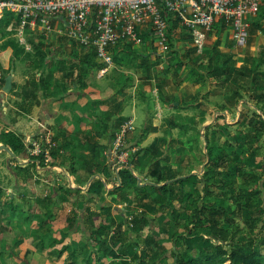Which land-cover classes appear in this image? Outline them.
I'll list each match as a JSON object with an SVG mask.
<instances>
[{
	"label": "trees",
	"instance_id": "16d2710c",
	"mask_svg": "<svg viewBox=\"0 0 264 264\" xmlns=\"http://www.w3.org/2000/svg\"><path fill=\"white\" fill-rule=\"evenodd\" d=\"M19 21L18 16L12 14L4 15L0 19V38L4 37V29L6 26L10 25V23L13 26H18ZM250 22L255 26H259L264 32V5L261 6L257 17ZM224 27L225 25L222 19L216 18L212 29L221 31ZM141 38L143 44L148 42L149 49L153 47V40L150 39L149 31L141 33ZM167 38L168 51L166 54L168 62L165 68L166 72L169 70V67H173L176 71L185 68L188 75L187 81L192 84H198L199 82L207 84L212 81L220 84L222 80L227 79L228 72L226 68L230 56L226 53L222 54L216 45L211 47V50L207 51L205 48L201 54H196L195 49L190 43V36L185 33L179 21L172 18L168 19ZM11 45L13 50L12 54L15 57L24 52L23 48H17L13 44ZM119 47L129 57V68L141 71L142 73L146 71V65L148 63L147 57L143 56L139 50H133L131 44L121 43L111 48L114 65L119 66L120 63L119 56L121 53L117 52ZM161 56L160 54H156V59L162 58ZM75 57L77 58V64L76 66L69 65L71 70L68 73V77L72 78V83L75 82L74 78L78 80V88L80 89L85 86L84 80L87 78L88 72L90 70L97 71L100 63L96 59V52L93 47L82 46L79 55L75 54ZM46 59L47 56H42V64L40 63L39 66L40 73L45 68L50 69V67L48 68L50 64L49 59ZM140 59L141 63H138L137 61ZM53 60L56 65L63 64L65 67H68L65 63L55 59ZM244 69L246 72H244L246 74L245 79L243 78L242 82L237 80L238 85L232 86L233 94L239 100L243 96L237 92L239 91L237 90L238 88L256 91V93L258 92L256 95L257 100L259 99L262 102L264 84L261 82V78L264 77V52H259L258 56L251 60L250 67L245 68L244 66ZM5 73H9V69ZM44 81L45 79L41 80V78L39 81L35 80L32 84L31 92H26L25 99L30 98L27 103L28 106H32L35 103L39 88L42 84H46ZM3 83L4 78H1V86ZM242 84H245V87ZM43 89H47V86H44ZM161 99V103L166 105L165 98L161 97ZM175 101V99H171L170 104L168 103L169 106L174 108ZM256 105L258 107L264 106L263 103L261 106L259 104ZM260 110L264 112V107H261ZM114 113L116 112L107 111V113H102L105 117L103 120L104 126L93 127V134L109 132L112 136L114 130L117 127L119 128L124 121L123 118H118L113 121ZM109 119L112 122H109ZM243 121H241V125ZM246 122L247 126H254L256 128L255 130H257L256 133L251 135L250 140L247 141L248 145L251 146L252 141L260 135V132L262 133L264 121L262 119L257 120L251 118L250 121L247 120ZM258 125L260 128H257ZM208 132L213 133V130L209 129ZM204 137L206 140L205 135ZM0 142L8 146L17 155L25 151V144L21 140L20 135L13 131L3 133ZM138 142H134L130 146L128 145V148L136 147L134 145H137ZM82 146L84 147L83 144ZM210 147L211 149L206 154L208 159L206 166L198 174L192 173L193 170H190L188 167H182V163L185 160L184 156L187 152L185 146L182 147L183 149L181 151L177 149L175 152L171 151V153H167L166 150L159 147L158 140L154 139L147 147L130 153L127 163L121 165L116 173L115 179L113 170L111 169L112 163L110 165L107 163L109 169L106 165L105 154H107V149L111 148V144L105 149V146L97 142L88 143L85 149L90 154V160L95 167L102 165L104 175H107L108 178L105 181L101 179L92 181L89 184L88 190H96L94 194L99 197L100 192L105 191L106 184L111 180L110 185H113V187L107 190V196L112 201L114 200L115 204H121L125 196L135 194V198L133 199L134 204L128 205L129 209L128 207L126 208L127 213L131 215V223L135 224L133 226H136L140 232L145 227L148 231H151L143 237V240H139L140 235L136 234L134 241L132 240L133 242L129 244L130 247H136V252L134 251L131 256L134 262L138 264H149L148 259L151 256L150 253L156 252L155 254H160V257L169 258L172 256L174 259L170 264H264V250L260 248L262 246L264 249V171L259 172L254 169L246 170L244 169V165H241L236 159L240 157L239 155L234 152V154H228L225 148L217 150L216 147H214L215 149L213 148V145ZM56 151L57 149L53 148L50 150V155H56ZM140 152H142L141 155ZM255 153V151L250 152V156H254ZM174 154L175 156L172 158ZM230 156L232 160L229 163ZM34 160H36L35 163L37 162L39 166H45L43 156L36 157ZM172 163L175 166H172ZM182 169L183 172H181ZM233 169L236 171L235 174L232 172ZM91 175L92 173L90 172L87 176L90 177ZM109 177L112 178L109 179ZM67 194L76 197V200L71 205L72 208H75L71 212L76 217H67L65 220L66 223L72 229L71 232L76 230V228L80 229L77 214L83 212L85 220L82 221L83 226L81 229L85 234L89 235V239L85 241L91 245V253L96 250V254L94 253L95 260L88 254L82 257L81 264H102L100 263L102 258H106L107 260H116V258H119L117 252L122 251L123 243L126 241V235H122L124 231H121V223H118V230L114 233L116 236L112 235V241L109 243V238L107 240L103 239L107 235L103 220H101L98 226L95 225V220L99 217V213L92 211L84 205L86 196L80 194V189L68 190ZM66 196L68 195H64L60 202H68ZM81 197L84 200L80 199ZM222 202H224V205H222ZM250 207L256 208L258 216L255 220H252L249 230H245L241 228L237 217ZM110 209L111 203H108V205H105L100 210L102 213L109 214ZM165 211L167 212L165 221L163 223L158 222L159 232L161 234H167L169 230L173 231L171 234L173 244L170 249H164L161 245L160 237L152 233L154 225H157L158 214L164 213ZM4 216L5 211L0 209L1 225H3L2 220ZM260 223L261 225L259 226ZM10 224L11 221L5 223V225ZM123 224L125 223L122 222ZM3 228L0 227L1 230ZM128 230L136 233L126 224V231ZM204 231L211 232L213 245L210 247L203 245L198 249L196 248V238L202 236ZM49 237L50 232L48 231L40 235L41 248L45 246V241ZM50 244L52 245V243ZM115 244H119L116 249L111 247V245L113 246ZM142 244L145 245V248L138 253L137 248ZM255 247L258 249H255ZM156 248L158 250L154 251ZM64 249L62 247L60 250H52L50 254L55 257H60ZM75 254L76 249H73L69 255L70 262H72ZM120 262L119 264H130L127 261Z\"/></svg>",
	"mask_w": 264,
	"mask_h": 264
},
{
	"label": "crops",
	"instance_id": "0c3cea01",
	"mask_svg": "<svg viewBox=\"0 0 264 264\" xmlns=\"http://www.w3.org/2000/svg\"><path fill=\"white\" fill-rule=\"evenodd\" d=\"M263 5L264 4H262V6ZM251 20L252 19L248 21L250 23L249 41L246 49L250 51L249 54L246 53V56H250V58H247L246 60H252L258 56L259 52H264V48H259L257 53H253L255 50L251 46V37H253L256 31L263 36L264 32L259 26L253 25V21L250 22ZM53 24L56 28L60 27L61 29H64V25L58 24L57 21H54ZM23 30L19 28L17 31H20V34L23 35ZM26 39L21 38V42L20 39H7L5 36L0 38V71L4 80L6 76L10 74L12 83L10 91L12 95L4 94L2 97L0 96V141L3 133L13 131L20 135L23 143L32 140L44 142L42 134L44 132H49L52 139L54 138V145L51 150L56 148L57 151L55 153L56 155L49 156L48 162L44 164V167H42L35 163L36 160H34L33 157H30L26 150L17 155L13 153L8 146L0 142V147L2 145L6 146L14 155L13 157L7 151L0 149V209L5 211V216L2 220L3 225L1 226L4 227L3 230L7 229L10 231L12 227L16 228L18 236L21 237V241L17 246H14L12 251L13 253L20 252L16 254L22 255V257H24L23 254L26 255L28 252H35L34 246L37 245L38 247L40 244L38 242L39 239H37L36 236L44 234L47 231L50 232L49 239L45 241L47 251L41 253L38 252V254H42L44 257H49L50 259L52 256L48 247H52L49 242L56 237H54L55 230L59 231L63 229V221H65L67 217H76V215L71 212L75 210V208H72L71 205L76 200V197L67 194L68 190L73 191L74 189H80V194L86 196L84 205L89 207L92 211L98 213H101L100 209L105 206L99 207L100 199L111 203L110 213L112 212V214H115L113 215L114 217L116 216L114 219L119 220V222L122 217L126 216L127 218V216L130 215L127 214L126 208L128 205L130 206V204H134V201L130 200V197H133L132 194L125 196L123 202L117 206V204H115L114 201L112 202L111 198L107 196L106 187L105 191L100 192L99 197L94 194L96 190H88L89 184L92 181L96 179L105 181L108 178L107 175H104L102 165H98V167L93 165L90 160V154L85 148L88 143L97 142L100 145H103L104 143H111V134L109 132L93 134L94 131L92 128L100 125L104 126L103 120L105 117L103 114L104 112L107 113V111H109V109L106 108L108 105L104 102L108 100V97L113 95V91H115L118 84L119 75L121 74L123 77V74L127 73V76L131 78L132 76H137V74L141 77V71L129 68V57L124 54V50L119 47L117 52L121 53L119 57H121L122 62H126L127 71L124 70L123 67L122 69H119L117 65L110 68L103 76H100L95 71L92 76H95L96 79L101 81L96 80L95 84H91L88 78H86L84 80L85 86L79 89L78 80L74 78L75 82L72 83V78L68 77L70 70L63 64H57L51 70L45 68L41 73L40 71H34L36 73L33 74V71L28 68L29 66L21 61V59H18L25 53V51L16 57L12 54L13 50L11 44L21 49H28L30 47V44ZM261 43L264 44V39H262ZM145 45L147 48L149 47L148 42H146ZM214 45L217 46V49L222 54L226 53L230 56V60L226 68L228 76L226 77L227 79L224 81L222 80V83L220 84H216L215 81L207 84L202 82H199L198 84H191L189 81L187 82L189 83V85L187 84L189 87L191 85H195L193 87V92H189L188 97L189 100L192 99V96H197L196 99L198 98L197 105L199 106V113L197 114V121L202 123L201 127L203 128L217 125L218 115L214 113V119L211 122L210 119H208V114L213 110V112H219L221 117H224L225 121H227V119L229 120L231 117H235L232 123L226 124L229 126L241 125V121L246 118H249V121L251 118H255L257 120L262 119L264 121V112L260 110L261 107H264L261 106L262 103L264 104V96H262V102H260V100H257L256 98L258 92L256 93V91H248L244 88H238L237 90L239 91L237 92L243 96V98L238 100L231 89L232 86L237 84V80L242 82L246 74H244L245 69L241 66L244 62V56L241 55L243 47L236 48L234 46L229 27H224L221 31L211 29L208 32L206 50H211V47ZM59 46L60 44H57V46H54L53 48ZM135 48L137 49L138 47H132L133 50ZM64 59H66L65 62H63ZM55 60L65 63L67 66H69L72 62L70 57H64L62 59L60 57H56ZM49 67L50 64L48 65V68ZM249 67L250 65H248V68ZM8 69L9 73H5ZM49 70L50 72H48ZM40 78L41 80L45 79L44 83L46 82V84H42L39 88L35 103L32 106H28L27 103L30 98L25 99V94L26 92H31L32 84L35 80L39 81ZM261 79V82L264 84V77ZM3 85L4 83L2 86ZM242 85L245 87V84ZM44 86H47V89H43ZM52 87L54 89H52ZM124 93L127 97L129 96L128 94H130V92ZM10 96H12V98L15 97L18 100V103L22 102L24 104L21 107L9 104ZM115 97L117 99V103L114 104L115 107L113 108L116 112L113 114V121L118 118H123V123L126 121H132V124L134 125L136 121H142V123H144L147 120L148 115L143 112L141 106L134 104V102L131 104H129L128 101L123 102L124 97L118 93ZM98 101L104 103L100 108ZM121 102L122 104L118 105ZM256 104H259L261 107H258ZM193 106L194 104H191L188 101L184 109L190 111ZM242 109L245 111H241ZM103 110L104 112H102ZM99 112H102L103 114ZM112 120L109 119V122H112ZM202 138L205 140L204 136H199L198 140H201ZM141 139L142 138L134 142H140ZM82 143L84 144V147L82 146ZM141 154L142 152H140V155ZM105 155L106 165L107 163L110 165L109 151ZM198 162H200V160ZM90 172L92 175L89 177L87 175ZM87 178L88 185L85 183ZM111 178L112 177H109V179ZM80 182L81 184H79ZM108 184H111V180ZM6 195L8 199L6 198L4 201V197ZM64 195H68L66 196L68 199V202L66 203L60 202ZM70 197H73V199ZM95 204L97 205V209H94L91 206H95ZM56 214H58L57 218ZM49 215H51V217H49ZM61 215L64 219L58 225L57 229H54L52 224L55 221H58L59 216ZM77 215L79 217L78 222H80V229L76 228L73 232H75L77 236H80L81 233H84L81 228L83 226L82 221L85 220V215L83 212ZM113 216L111 218H113ZM47 220L49 222L48 224H45ZM8 221H11V224L5 225ZM144 229L147 228L145 227ZM51 230L53 233H51ZM122 230L127 234V237H129L130 243L134 241L135 235L139 233L138 231L136 233H132L130 230L126 231V226H124V224L122 225ZM172 232L173 231H170L168 234L171 235ZM88 236V234H85L84 240L89 239ZM33 238H35V240H31ZM3 243L4 241L2 240V244ZM143 248H145L144 244L137 248V252L140 253ZM27 249L32 251H23ZM2 250L3 248H0V252ZM21 252H23V254H21ZM60 257H55V259ZM49 259H47V261L52 262L51 259ZM165 260L166 258H161L157 264H165ZM14 261L17 263L19 262L20 264H26L22 260L14 259Z\"/></svg>",
	"mask_w": 264,
	"mask_h": 264
},
{
	"label": "rangeland",
	"instance_id": "374dc122",
	"mask_svg": "<svg viewBox=\"0 0 264 264\" xmlns=\"http://www.w3.org/2000/svg\"><path fill=\"white\" fill-rule=\"evenodd\" d=\"M250 24V23H249ZM28 28V29H25ZM19 26H12L10 25L6 26L4 29V36L7 39H20L21 38H27L26 40L30 44V47L28 49L23 48L25 51V54L19 57L18 59H21L24 63H26L30 68L31 71H33V74L40 71L39 66L42 61V56H47V59H49L50 62V70L56 66L53 59L56 57H60L61 59L64 57H70L72 59L73 66H76L77 64V58L75 57V54L80 53V50L82 46L71 39H69L66 36V31L64 29H61L60 27L56 28L55 26L52 27L51 32L45 33L40 28H35L34 30H30V27L25 26L23 30V35L20 34ZM262 39H264V36L260 33H257V31L254 33L253 37H251L252 43L251 46L255 50L253 53H257L259 51V48H264V44H262ZM249 37L247 40L246 45L241 50V55L244 56V62L242 63V68H248V65H250L251 60H246L247 58H250V56H246L250 51L246 50L248 46ZM22 42V41H21ZM57 44H60L59 47L53 48L54 46H57ZM146 42L134 50H139L143 56L147 57V65H146V71L144 73L141 72V77L135 75L129 77L128 74H120L118 79V84L115 88V91H113V95L108 97V100L105 101L108 106L106 107L109 109V111H114V104L117 103L116 94L118 93L122 97H124L123 102H127L129 104L133 103L141 106L143 109V112H145L147 116V120L142 123V121H136L133 127V130H131L127 134V140L126 144L127 146L133 145L134 141L141 139V141L138 143V145H134L135 150L138 151L139 149L145 148L154 140H158V145L160 148L167 151V153H171V151H176L177 149H180V151L183 149L182 147L185 146V149L187 150L184 158V162L182 163V166L184 168L188 167L190 170H194L193 172L200 174L205 168L207 163V152L211 149V145H213V148L216 147V149H227L228 154H232L233 152L240 157H237L236 159L239 161L241 165H244V169L251 170L254 169L255 171H264V129L262 130V133L260 132V135L256 137L253 141L251 146L248 145L247 141L250 140L251 135L256 133L257 130L254 128V126H247V120L249 118H246L243 121L242 125H230L227 126L225 124L232 123L235 119V117H231L229 120L225 121L224 117H221V114L219 112H213L211 111L208 114V119H210V122L214 119V113L218 115L217 125L211 126V127H201V122L197 121V114L199 113L198 105H197V99L195 96H192L189 100V92H193V87L195 85L188 86L189 83H187V72L186 69L183 68L181 70L176 71L173 67H169V70L166 72L165 68L167 66L168 57L166 52L168 51L161 49L158 45H153L152 48L149 49L145 45ZM23 45V43H22ZM74 56H73V54ZM156 54L162 55L160 59H156ZM121 55V54H120ZM120 63H119V69L124 68V70L127 71V65L126 62H122L121 57ZM46 59V60H47ZM48 62V63H49ZM138 63H141V59L137 61ZM156 63V65H154ZM42 64V63H41ZM69 64V65H70ZM67 68L70 69V66ZM50 70L48 72H50ZM117 70V69H115ZM36 71V72H34ZM118 71V70H117ZM165 71V72H163ZM1 72V71H0ZM114 72V70H113ZM94 70H90L88 72V80L89 82L96 83V77L92 76L94 74ZM134 73V72H133ZM235 77V76H234ZM101 81V80H98ZM191 83V82H190ZM188 84V85H187ZM192 84V83H191ZM123 85V86H122ZM97 86V84H96ZM52 89H54L52 87ZM130 92L129 97L127 98V95L124 93ZM124 93V94H123ZM5 95H12L11 92ZM161 97L165 98L166 105H163L161 103L162 99ZM171 99H175L174 102L175 106L174 108L169 106ZM130 101V102H129ZM189 101V103L194 104L193 107H191L190 111L185 110L184 107L186 106V103ZM17 102V104H16ZM101 101H98L99 108L102 104ZM119 103V101H118ZM169 103V104H168ZM9 104L17 105L18 107H21L24 103L20 102L18 103V100L12 96H10ZM122 102L118 105H121ZM113 105V106H112ZM181 107V108H177ZM241 111H245L242 109ZM104 112V110L102 111ZM99 112V113H102ZM223 113V112H222ZM216 118V119H217ZM205 122V121H204ZM257 128H260L258 125ZM210 130H213L212 132H208ZM118 131V127L114 130L113 135L111 136V140L115 139V134ZM206 136V140H198L197 136ZM238 136V137H237ZM237 137V138H235ZM112 142V141H111ZM83 144V143H82ZM111 144V143H109ZM108 143H104L103 145L106 147L109 145ZM84 145V144H83ZM225 146V147H224ZM250 146V147H249ZM212 148V149H213ZM215 149V148H214ZM237 150V151H235ZM255 151L254 156H250V152ZM233 153V154H234ZM205 157H204V155ZM175 154L172 155V158H174ZM199 159H198V158ZM171 160V158H170ZM200 160V162H198ZM232 160V157H229V163ZM128 161V160H127ZM172 166H175L172 163ZM183 172V169L181 170ZM233 174L236 173V171L232 170ZM236 179V177H234ZM264 179V177H263ZM144 180V179H143ZM238 181V179H237ZM86 185L87 179H86ZM107 190L111 188L110 184L105 186ZM74 196V195H73ZM79 197V196H77ZM8 199L7 195L4 197L5 199ZM73 199V197H70ZM135 198V194H133V197H130V200H133ZM80 199H83L82 197ZM99 200V199H98ZM129 200V198H128ZM114 201V200H113ZM112 201V202H113ZM134 201V200H133ZM208 201V200H207ZM220 201V200H219ZM94 202V201H92ZM134 203V202H133ZM99 207L108 205V202L106 200L100 199ZM222 205H224V202H222ZM94 209H97V205L95 206L91 205ZM118 206V204H117ZM123 206V205H122ZM120 206V207H122ZM101 211V210H100ZM113 211V210H112ZM129 214V213H127ZM167 212L160 213L157 216V225H154V229L152 233H155L159 235L161 240V245L164 249H170L173 240L170 234H161L159 232V223H163L166 219ZM63 215V214H62ZM59 216L58 221H55L52 224V227L54 229L58 227V225L63 221L64 217ZM69 215V214H68ZM115 214L109 213H99V217L95 221V225L98 226V224L103 220L104 222V228L106 230V237L103 238L107 240L109 238V243L112 241V235L116 236L114 233L116 230H118V223L119 220L114 219L113 216ZM113 216V218H111ZM258 216V212L256 211L255 207H250L248 210L243 211L240 213L238 219V223L240 224L241 228L245 230H249L252 220H255ZM58 217V214H56V218ZM131 215L122 217L120 223H121V231L122 230V222L129 225L130 229L133 232H140L137 230L136 226H133L135 224L131 223ZM48 220L45 224H48ZM64 227L63 229L57 231L55 230L54 237L49 243H52V247H48L49 251L52 250H59L62 247H64V252L62 256L58 259H55V256L51 255L50 257L51 261H47L49 257H44L42 254H38L44 251H47V247L43 246L40 247V244L35 247V252L31 253L28 252L23 254L24 257L20 254V252L13 253L12 249L14 246H17L19 242L21 241V237L18 236V232L16 228L12 227L10 230H1L0 229V248H3V250L0 252V264H20L19 262H15L16 260H22L26 264H81L80 258L82 256H86L88 254L91 255V257L94 259L96 250H94L91 253V245H89L85 240V234L81 233L80 236H77L75 232H71L70 226L63 221ZM261 223L259 224V226ZM0 227L1 224H0ZM10 227V226H9ZM8 227V228H9ZM47 231V228H46ZM45 231V232H46ZM149 232L147 229H143L138 235H140L139 240H143V237H145ZM51 233L52 230H51ZM75 233V234H74ZM73 234V235H72ZM126 235V241L123 243L124 246H122V251L117 252L119 255V258H116V260H107L106 258H102L100 260V263L102 264H119L120 261H128L130 264H138L137 262H134L131 259L132 254L134 253L136 247H130V239L127 237V234L125 232L122 233V235ZM40 235L36 236L37 239H39ZM89 237V236H88ZM212 235L210 231H204L202 236L197 237V244L196 248H201L203 245H208L209 247L213 245V241L211 239ZM2 240L4 243L2 244ZM35 240V238L31 239ZM30 240V241H31ZM37 241V240H36ZM40 243V240L38 241ZM34 244V243H33ZM95 245V244H94ZM114 249L118 247V244L111 245ZM261 250H264L262 246H260ZM76 249V255L73 257L72 262L69 263L68 257L70 252ZM255 249H258L255 247ZM158 250L156 248L154 251ZM23 251H32L30 249L23 250ZM136 252V251H135ZM95 253V254H94ZM99 253V252H98ZM154 253H150L151 256L148 259L149 264H157L161 258V255H156ZM49 254V252H48ZM27 256V257H26ZM50 256V255H49ZM159 257V258H158ZM49 259V260H50ZM173 257L166 258L165 264H170L173 262ZM95 260V259H94Z\"/></svg>",
	"mask_w": 264,
	"mask_h": 264
},
{
	"label": "built area",
	"instance_id": "2783aa9c",
	"mask_svg": "<svg viewBox=\"0 0 264 264\" xmlns=\"http://www.w3.org/2000/svg\"><path fill=\"white\" fill-rule=\"evenodd\" d=\"M264 0H0V19L6 14L18 16L19 28H40L49 33L53 22L64 25L66 36L85 47H93L100 63L97 73L105 75L114 66L111 48L118 44L142 45L141 33L149 31L154 45L168 49V19H177L197 54L206 48L208 32L216 18L231 30L236 48L246 45L249 20L255 19ZM2 73L0 72V96ZM132 121L118 128L109 151L112 170L116 175L135 147L128 148L127 134ZM44 142L25 143L30 157L43 156L47 163L54 143L49 132ZM116 179V178H115Z\"/></svg>",
	"mask_w": 264,
	"mask_h": 264
},
{
	"label": "water",
	"instance_id": "95a60500",
	"mask_svg": "<svg viewBox=\"0 0 264 264\" xmlns=\"http://www.w3.org/2000/svg\"><path fill=\"white\" fill-rule=\"evenodd\" d=\"M11 88H12V83H11V75H7L5 80H4V85L2 86V94H1V97L4 95V94H8L10 91H11ZM0 149H3L5 151H7L10 155H12L14 157V155L12 154L11 151H9V149L6 147V146H1Z\"/></svg>",
	"mask_w": 264,
	"mask_h": 264
},
{
	"label": "clouds",
	"instance_id": "9594fccd",
	"mask_svg": "<svg viewBox=\"0 0 264 264\" xmlns=\"http://www.w3.org/2000/svg\"><path fill=\"white\" fill-rule=\"evenodd\" d=\"M191 42V41H190ZM193 47V46H192ZM194 48V47H193ZM197 54V53H196ZM98 70V69H97ZM97 72V71H96ZM2 94V93H1ZM127 122V121H126ZM123 124V123H122ZM133 125V124H132ZM133 127H134V125H133ZM114 140H112V142H113ZM25 144V143H24ZM111 145H112V143H111ZM111 149V148H110ZM110 149H108V151H110ZM25 150H26V148H25ZM108 151H107V153H108ZM110 163H111V161H110ZM126 163H127V161H126ZM125 163V164H126ZM36 164L38 165V163L36 162ZM45 164V163H44ZM123 165V164H122ZM121 167V166H120ZM111 169H112V167H111ZM114 174V173H113ZM117 175V174H116ZM116 175H114V178L116 177ZM115 180V179H114ZM103 181V180H102ZM119 184V183H118ZM117 184V185H118ZM106 185H109V184H106ZM111 186V185H110ZM113 187V185L111 186V188ZM110 188V189H111Z\"/></svg>",
	"mask_w": 264,
	"mask_h": 264
}]
</instances>
